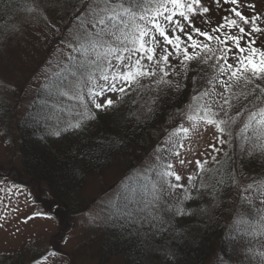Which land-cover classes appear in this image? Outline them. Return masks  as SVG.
Listing matches in <instances>:
<instances>
[{
  "label": "rangeland",
  "instance_id": "374dc122",
  "mask_svg": "<svg viewBox=\"0 0 264 264\" xmlns=\"http://www.w3.org/2000/svg\"><path fill=\"white\" fill-rule=\"evenodd\" d=\"M72 1L75 8L65 14L59 12L64 9L60 1L22 0L20 10L12 14V22L0 34V187L6 184L13 188L8 197L0 192V264H37V261L39 264H121L123 255L106 251L102 257L98 251L102 249L100 242L101 234L105 230L103 227L108 222L109 215L115 211L114 206L118 201H124L128 208L131 198L139 196V214L133 216V210L128 209L124 212V218L133 216L130 217V222L136 227L137 224L142 227L149 226L157 216L162 217L165 223L175 216L177 220H183L187 215L191 217V212L185 206L194 198L192 193L195 190H203L202 184L206 183L205 178L209 173L219 166L223 167L228 152L233 150L238 153L243 148L249 150L255 143V140L250 143L240 141L239 127L233 126L232 135L225 133L222 139L226 142L220 144L216 139L219 133L214 126L205 128L202 125L198 132L181 136L184 144V148L178 149L181 158L192 161L191 164L181 166L178 159L169 158V153L163 150L175 139L172 136L174 129L181 123L185 127L189 126L187 119L178 115L190 103L195 104V101L187 98L175 112L174 118L171 113L172 118L168 117L166 122L157 125L150 145L144 151L137 150L132 160L128 156L117 157L102 170L83 175L81 189L77 191L74 200L72 199L76 210H66L60 205L59 207L43 183L23 172L16 138L17 124L24 118L41 86L46 85L51 76L75 69L74 64L68 65L67 57L74 46L73 34L78 29L82 13L79 11L81 0ZM201 2L209 8V12L196 15L193 23L204 31H210L222 23L225 14L231 15L229 8L232 5L225 4L223 0ZM239 5V10L245 15H260L262 19L259 23L264 27V0H239ZM248 5L255 7L252 9ZM255 39L256 46L264 48V34L256 36ZM173 61L174 57L170 58L172 67H175ZM153 80L141 81L145 87L140 88L143 93L137 97L140 103L144 97L150 98L151 95L159 93V88L162 90L167 87H157ZM69 94L72 95L71 92ZM81 95L84 98L83 103L94 108L89 102L87 88L83 89ZM124 95L106 93V97H110L114 104L125 101ZM104 98H100L99 102L102 103ZM111 107L100 109V114L109 111ZM211 145H215L219 151H215ZM175 150L177 149L173 151ZM248 153L245 151L244 156ZM253 153L247 158L252 162L259 161L253 163L252 169L247 168L242 158H237V163H234L236 177L221 223L232 231L231 242L227 240L224 245L226 249H232L234 260L227 262L226 259H221L218 264H264V218L255 212L251 214L253 218L245 213L247 205L258 204L264 208L257 199L262 180L264 181V150L261 153L262 160L254 159ZM161 155L165 163L174 164L175 170L182 176L181 183L190 196V199L184 200L183 189L176 190L171 196L165 193L164 206L170 209L167 211L157 210L151 205L153 188L160 186L156 172L159 171L157 165ZM197 159L207 161L204 165L207 171L196 167ZM192 175L195 179L190 184L187 178ZM249 184L254 187L245 191ZM249 198L252 200L251 204ZM214 202L215 206L221 204L218 199ZM197 209L194 208V212H198ZM52 252L57 254L53 257L50 255ZM154 254L155 248L146 251L149 263L152 260L160 263L161 259L155 258ZM218 255L223 256L221 253ZM44 257L48 259L45 260Z\"/></svg>",
  "mask_w": 264,
  "mask_h": 264
},
{
  "label": "snow or ice",
  "instance_id": "6c2138e0",
  "mask_svg": "<svg viewBox=\"0 0 264 264\" xmlns=\"http://www.w3.org/2000/svg\"><path fill=\"white\" fill-rule=\"evenodd\" d=\"M223 2L232 5L231 15L225 14L222 23L204 31L193 23L196 15L209 12L201 0H81L80 24L73 34L74 46L67 57L68 65L74 64L75 69L69 71L71 80L59 85L67 91L59 94L71 92L70 98L81 101L83 112L76 113L79 119L68 127L79 129L82 121L95 118L92 108L83 103L84 88H87L90 104L100 110L114 104L106 93L123 95L134 88H143L144 79L155 78L153 82L157 87H170L173 82L166 78L170 76V58L175 57L184 72L192 62L203 66L200 71L204 72L202 78L206 86L192 97L195 104L190 103L178 113L182 119H187L189 126L181 123L173 130L175 139L163 150L169 153V158L175 157L181 166L191 164L192 161L181 158L178 150L184 148L181 136L198 132L202 125L214 126L220 144L226 142L222 139L225 133L232 135L233 126L239 127L242 139L252 142V136L248 135L250 130L255 134V143L248 151L264 150V48L257 47L255 39L264 34V27L259 23L262 17L242 13L239 0ZM247 7L254 9L255 6ZM175 86L180 87L178 83ZM102 97L105 98L101 103ZM60 134L59 130L54 132L56 136ZM210 147L219 151L215 145ZM158 159L156 175L160 186L153 188L151 205L167 211L170 209L164 206L165 193L171 196L183 189L184 200L190 196L174 164L165 163L162 155ZM212 159L215 161L214 156ZM206 163L195 161L202 171H207ZM187 179L191 184L195 176ZM253 187L249 184L245 191ZM0 192L8 197L13 188L5 184ZM257 199L264 205V185ZM249 203H252L251 198ZM157 219L163 223L162 217ZM56 254L50 253L53 257Z\"/></svg>",
  "mask_w": 264,
  "mask_h": 264
},
{
  "label": "trees",
  "instance_id": "16d2710c",
  "mask_svg": "<svg viewBox=\"0 0 264 264\" xmlns=\"http://www.w3.org/2000/svg\"><path fill=\"white\" fill-rule=\"evenodd\" d=\"M20 1L22 0H0V34L12 22V14L20 10ZM56 1H60L64 8V11L61 9L59 12L66 14L75 8L72 0ZM174 60L175 67L171 65L170 76L166 78L172 80V86L162 90L159 88V93L150 98L144 97L142 103L137 97L143 88L128 91L124 95L126 100L113 104L109 111L100 114L99 110L92 108L95 118L82 121L79 129L69 128L68 125L79 119L76 113L83 112L81 101L70 98L71 94H59L67 91L59 85L71 80L70 70L51 76L46 81L47 84L41 86L24 118L17 124V148L23 172L43 183L58 206L76 210L72 199L81 189L85 173L102 170L117 157L128 156L132 160L137 150L144 151L150 145L153 131L159 123L166 122L171 113L174 118L175 112L187 98L192 99L198 91L204 90V72L200 71L203 66L192 62L189 70L184 72L175 57ZM177 83L180 85L179 89L175 86ZM57 130L61 132L59 136L54 135ZM248 135L252 136L253 142L255 134L249 130ZM238 139L244 140L242 137ZM244 150L249 152L248 148H243L238 153L233 150L228 152L223 167L219 166L205 178L203 190L192 193L194 198L185 206L191 212V217L187 215L183 220H177L175 216L169 222L161 223L157 216L149 226L137 224L136 227L131 224L130 215L129 218H124V212L128 209L133 210V216L139 214V196H136L137 199L131 198L128 208L124 201H118L114 206L115 211L109 215V220L103 227L105 230L100 242L102 249H98L100 256L103 257L106 251L121 254V264H218L221 259H226L227 262L234 260L232 249H226L224 245L227 240L231 242L232 231L221 224L236 177L234 163H237V158H242L247 168L252 169L253 163L259 161L252 162L247 158L252 152L254 159H263V150L260 148L246 156ZM132 162L134 163V158ZM215 199L221 204L215 206ZM211 205L214 208L211 209ZM194 208H198V212H194ZM258 208L261 210L258 211ZM254 212L264 218L263 207L258 204L246 206L247 216L253 218L251 214H255ZM105 246L111 249H105ZM149 248H155L154 257L160 258V263L154 262L152 257V263H149L148 255L146 256Z\"/></svg>",
  "mask_w": 264,
  "mask_h": 264
}]
</instances>
